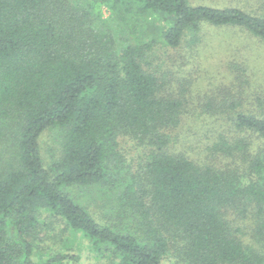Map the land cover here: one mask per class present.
<instances>
[{"label":"trees","instance_id":"obj_1","mask_svg":"<svg viewBox=\"0 0 264 264\" xmlns=\"http://www.w3.org/2000/svg\"><path fill=\"white\" fill-rule=\"evenodd\" d=\"M205 25L264 43V12L236 6L0 0V264H264V111L236 97L246 69L232 62L238 95L194 102V72L154 63ZM76 188L105 195L101 211ZM43 227L63 234L59 250Z\"/></svg>","mask_w":264,"mask_h":264},{"label":"rangeland","instance_id":"obj_2","mask_svg":"<svg viewBox=\"0 0 264 264\" xmlns=\"http://www.w3.org/2000/svg\"><path fill=\"white\" fill-rule=\"evenodd\" d=\"M191 1L220 7L236 6L246 10L264 12V0ZM105 14H108L106 9ZM156 59H154V63L158 64L161 62L159 64L160 67L171 69L178 77H183L194 72L198 82L194 89L185 93L194 102H198L199 100L197 99L200 96L204 97L209 88H211L208 93L209 96H213V91L221 92L222 97H228L227 93L238 95L234 89L230 88L235 81L234 69H236L232 68L231 65H233L232 62L235 63V66L241 65V67L246 69L243 88L247 95L245 94L241 98L235 96L238 100L245 101V105L249 104L248 99H250V102L254 103L255 110L264 111V43L242 27L205 25L201 30L199 42L194 45H183L179 50H168L166 55L160 53ZM173 87L174 91L179 89L177 83H174ZM257 97H260L259 101L256 100ZM205 101L208 102L209 99L205 98L203 102ZM203 119L201 122L190 121L195 124L200 123L199 129L202 130L204 129ZM40 146L44 162L48 166L54 164L61 155L60 130L51 128L44 131L40 137ZM10 150H12L11 147H9V151L7 152H0V166L10 157ZM74 193L81 201L89 203L93 208H97V211H101L99 210L100 206L106 202L105 195H100L102 193L96 190L76 188L74 189ZM57 230L52 234L49 228H41L39 238H42V247L60 249L59 246H62L61 238L63 234H61L59 229ZM243 237L250 241V235L246 234V229L244 230ZM90 255L87 254L85 256L84 264L96 263L95 260H88Z\"/></svg>","mask_w":264,"mask_h":264}]
</instances>
